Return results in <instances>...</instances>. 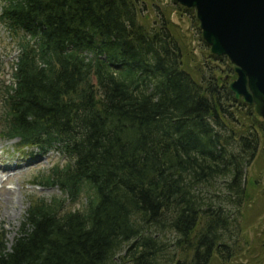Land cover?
Here are the masks:
<instances>
[{
	"label": "trees",
	"instance_id": "16d2710c",
	"mask_svg": "<svg viewBox=\"0 0 264 264\" xmlns=\"http://www.w3.org/2000/svg\"><path fill=\"white\" fill-rule=\"evenodd\" d=\"M2 1L0 21L24 35L0 137L68 161L31 181L62 197L32 199L9 248L0 232V264H264V231L249 240L227 208L246 199L264 121L225 80L186 71L169 17L147 27L138 0ZM237 103L250 124L227 152L217 128ZM82 193L85 209L66 210Z\"/></svg>",
	"mask_w": 264,
	"mask_h": 264
},
{
	"label": "rangeland",
	"instance_id": "374dc122",
	"mask_svg": "<svg viewBox=\"0 0 264 264\" xmlns=\"http://www.w3.org/2000/svg\"><path fill=\"white\" fill-rule=\"evenodd\" d=\"M138 1L140 20L147 27L152 28L162 22L160 18L161 11L169 17L170 31L177 39L178 47L183 51L182 61L184 67L196 80L201 77H208L211 74L215 80H225L228 85L230 80L236 77L233 71H229V63L231 62L226 56L225 58L229 63L226 60L215 61L212 59L211 55L213 54L202 37L194 9V12L185 11L182 8L183 6L174 0ZM22 34L20 31L17 32V35L10 33L0 24L1 89L10 82L12 65L18 56L17 43ZM233 67L234 65L231 63L232 70ZM238 101H241V99ZM2 105L0 102V112L2 111ZM243 107V105L237 103L234 108H230L232 116L224 119L227 130L223 127L217 128L222 132L223 137H226L224 142L227 143L225 146L227 152H236L238 150L236 146L241 139L239 138L242 135L240 131H244V127L250 124L247 119H243L240 116V114L245 112L242 109ZM229 129L232 130L230 131ZM253 130L259 137L261 146L249 165L243 168L242 181L246 188V199L241 203V214L236 206L231 204L227 207L230 212H233V224L235 225L237 221L239 224L238 228H242L244 231L242 235L248 236L249 240L254 238L255 233L259 237L261 232L264 231V135L259 127L255 126ZM16 140L6 141L0 137V168L7 169V171H0V232L3 231V237L8 248L17 236L23 215L26 213L32 199L44 198L49 201L52 197H62V193L57 187L42 188L30 184L31 181L39 173L47 174L54 163L58 162L59 165H64L68 161L57 152L41 155L36 148L24 149L26 152L20 155L13 150ZM10 168L17 169L13 170ZM226 180L227 178H216L211 182L212 185L200 186L198 190L201 195L207 198L217 196V190L222 189ZM85 207L86 196L83 193L77 201L66 203V210L82 211ZM248 210L251 218L247 214ZM255 211L256 214L252 217ZM239 214L243 216L239 217ZM244 220H246L245 225L243 223ZM244 239L247 238L244 237ZM165 241L167 240L165 239Z\"/></svg>",
	"mask_w": 264,
	"mask_h": 264
},
{
	"label": "water",
	"instance_id": "95a60500",
	"mask_svg": "<svg viewBox=\"0 0 264 264\" xmlns=\"http://www.w3.org/2000/svg\"><path fill=\"white\" fill-rule=\"evenodd\" d=\"M194 9L202 37L233 63L229 89L264 120V0H174Z\"/></svg>",
	"mask_w": 264,
	"mask_h": 264
}]
</instances>
